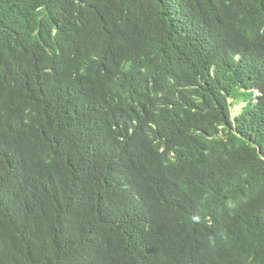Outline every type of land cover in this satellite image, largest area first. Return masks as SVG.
I'll use <instances>...</instances> for the list:
<instances>
[{"label":"trees","instance_id":"obj_1","mask_svg":"<svg viewBox=\"0 0 264 264\" xmlns=\"http://www.w3.org/2000/svg\"><path fill=\"white\" fill-rule=\"evenodd\" d=\"M0 264H264V0H0Z\"/></svg>","mask_w":264,"mask_h":264},{"label":"rangeland","instance_id":"obj_2","mask_svg":"<svg viewBox=\"0 0 264 264\" xmlns=\"http://www.w3.org/2000/svg\"><path fill=\"white\" fill-rule=\"evenodd\" d=\"M243 103H240L238 104L237 106L234 107V110H238L241 106H242Z\"/></svg>","mask_w":264,"mask_h":264}]
</instances>
